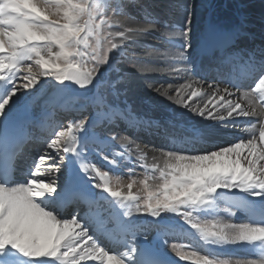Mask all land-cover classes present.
Returning <instances> with one entry per match:
<instances>
[{"label": "snow or ice", "instance_id": "1", "mask_svg": "<svg viewBox=\"0 0 264 264\" xmlns=\"http://www.w3.org/2000/svg\"><path fill=\"white\" fill-rule=\"evenodd\" d=\"M200 7L0 0V264H264V12L257 34L244 3L205 21ZM152 73L187 82L157 85ZM139 87L195 122L145 117L129 103ZM229 127L242 135L204 147ZM139 133L165 142L151 162ZM125 168L127 183L113 175ZM177 237L188 242L170 243ZM229 248L251 258L233 260Z\"/></svg>", "mask_w": 264, "mask_h": 264}, {"label": "bare ground", "instance_id": "2", "mask_svg": "<svg viewBox=\"0 0 264 264\" xmlns=\"http://www.w3.org/2000/svg\"><path fill=\"white\" fill-rule=\"evenodd\" d=\"M207 4H211L212 8H210L208 11H204V13L202 14V16H200L201 21H205L207 20L213 12H215V14L220 17V18H224V17H228L231 16L234 11H232L230 9V6L228 5L227 7H225V3H220L217 0H206ZM240 2L244 3L245 5H248V12H249V18L251 20V27L253 29H255L256 31L259 30L260 28L258 27V23L259 21L257 19H259L258 16V11L260 12L259 6L256 3L255 6L251 7V4L253 3L252 1H255L259 3L260 0H239ZM227 5V4H226ZM260 5V4H259ZM262 6V4H261ZM259 9V10H258ZM263 11H261L260 13H262ZM260 16V15H259ZM132 26H135L134 24H132ZM146 42L148 44H154L155 46L159 45L160 41L156 40V39H152L149 38L145 39ZM145 40H143L142 42H144ZM138 56H143V52L142 53H137ZM208 61H205V66H208ZM239 71H241L243 73V69L242 67L239 69ZM210 75V76H209ZM215 76V71L214 70H209L208 71V81L207 82H211V79ZM147 80L149 82H155L157 83V85L163 84L164 86H167V84L171 83L174 84L175 86H179L182 83H186L187 80L186 79H182L179 77H169L166 74L163 73H152V74H148L147 75ZM194 88H198L201 90H207V85L206 84H194L193 85ZM244 88H242L240 91H247V90H243ZM175 94V93H173ZM235 97H233L234 99ZM206 98L203 99H198V98H193L192 102L189 103H193L194 106H203L204 100ZM139 101H143L144 102V106L141 105V107L139 108L137 104L139 103ZM243 103H247L246 101H242ZM129 103L135 108H139L142 109L140 110L141 113L143 112L144 114H147L150 118L158 121V122H163L169 119L175 120L178 124H191L195 122V119L191 116V114L185 110L182 106H178L176 105L173 101H168L166 100L164 97L162 96H158L157 94H155L154 92L147 90L143 87H139L137 88L132 95L130 96L129 99ZM137 107V108H136ZM138 110V109H137ZM36 112L34 114H32V119L36 118L38 114H40V112L38 110H35ZM147 116V117H148ZM246 119V118H245ZM40 124L37 123V125ZM29 127V126H28ZM37 127H35L36 129ZM28 130V129H27ZM239 135H242V133L239 130H234L231 127L223 129L222 131H220L218 133V135L216 136V138L211 141L209 143V145H225L226 142L228 141H234L235 138ZM137 136V135H136ZM136 136L133 137V139L135 140V144H136ZM150 136V135H149ZM138 137V136H137ZM150 140H152L151 144H147L145 147L143 148L142 151H147L149 154V162H151V155L153 154V152L155 151V149L161 147L164 145V140L160 137L157 136H150ZM175 138V137H172ZM148 139H146L145 141H147ZM149 140V141H150ZM147 141V142H149ZM162 141V144H160L159 146L155 145L158 144L159 142ZM155 142V144L153 143ZM153 143V144H152ZM205 147V146H204ZM32 145L27 146L24 149L23 154L21 155V159L18 162L19 167L22 169V171L20 172V178H23V176L26 174V170L29 167V165L31 164L33 155H34V149L31 150ZM141 149V147H139ZM137 159H138V154H137ZM105 170H107V166H103ZM126 170V168L121 171V172H117V173H113V174H117L120 175L122 174L124 171ZM240 215V220L244 219V214H239ZM240 220H237L236 222H240ZM226 250V249H225ZM231 250V249H228ZM242 254H244L243 252H241ZM239 255V254H238ZM237 255V256H238ZM246 255V254H245ZM244 258H246V256H242ZM240 258V259H244V258ZM251 258V257H249ZM233 259V258H232ZM236 259V258H234ZM233 259V260H234Z\"/></svg>", "mask_w": 264, "mask_h": 264}, {"label": "rangeland", "instance_id": "3", "mask_svg": "<svg viewBox=\"0 0 264 264\" xmlns=\"http://www.w3.org/2000/svg\"><path fill=\"white\" fill-rule=\"evenodd\" d=\"M218 2H220V3H225V7H227L228 5L230 6V9L232 10V11H235V5L237 4V3H242V2H240L239 0H217ZM157 2L158 3H167L168 2V0H157ZM253 3L251 4V7L253 6H255V4L257 3L258 4V6H259V9H260V12L261 11H263L264 12V4H262L261 3V0L259 1V3H258V1L257 2H255V1H252ZM197 3H199V4H201V7H200V9H199V11H200V16H202V14L204 13V11H205V5L207 4V1L206 0H197ZM227 4V5H226ZM260 4V5H259ZM261 4H262V6H261ZM258 9V10H259ZM259 11L257 12L258 13V18L259 19H257L258 21H259V23H258V27L260 28V18H261V14L262 13H260ZM260 15V16H259ZM168 19H171V20H173V21H176V20H178L179 19V17L178 16H170V17H168ZM129 26H132V23L131 22H128V23H125L124 24V27H129ZM117 30H122L118 25H113L111 28H109V29H107V31H111V32H115V31H117ZM107 31L105 32V35H107ZM257 32V34L259 33V30H257L256 31ZM149 38H151V37H149ZM109 39H111V37H109ZM145 39H148V37L147 38H143L142 39V41L143 40H145ZM115 42H119L118 40H116ZM150 46H155L154 44H149ZM143 51H138L137 53H142ZM209 64V63H208ZM210 76V75H209ZM138 102L139 103H137V104H140V105H138V107L140 108L141 107V105H143L144 104V102L143 101H139L138 100ZM144 106V105H143ZM137 108V107H136ZM139 108H137L136 109V111L137 112H139V113H141V111L140 110H142V109H139ZM143 111V110H142ZM36 111H34L33 112V114L35 113ZM142 114H144L143 112H142ZM145 115V117H147L148 115L147 114H144ZM149 117V116H148ZM34 119H37V121H35L36 122V124H37V122L38 121H40V122H42V124L40 125V126H43V124H44V121H43V118H42V116H41V114H38L37 115V117L36 118H34ZM33 127H35V126H33ZM33 127L32 126H30L29 127V133L30 134H32L33 135V137H38V136H41L43 133H42V131H41V127H37V129H34V132H33ZM123 134V133H122ZM138 136V137H137ZM136 136V144L135 145H138L139 147H141V150L143 149V148H146L145 146L147 145V144H151V142H152V140H150L151 138H150V136L149 135H147V134H144V133H139L138 135ZM143 136V137H142ZM146 139H148L147 141H149V142H147V141H145ZM230 142H234V141H228V142H226L225 143V145L227 144V143H230ZM154 144H155V142H153ZM152 143V144H153ZM160 144H162V141L161 142H159L158 144H155V145H157V146H159ZM205 147H212L211 145H209V144H206V145H204ZM224 146V145H223ZM34 148H33V146H32V148H31V150H33ZM138 169H134V171H135V173H136V175H135V178L137 179V180H139V179H142L143 178V176H144V170H143V168L142 167H138V165L136 166ZM126 172H127V169L122 173V174H120L119 176H121V179H122V181L124 182V183H127L128 182V180H129V176L126 174ZM113 175H117V174H113ZM136 187H139V185H137ZM134 190H135V188H134ZM181 239H184L183 241H181ZM188 241H187V239L186 238H179V237H177L176 239H174V240H170V243H176L177 245H179V244H185V243H187ZM232 249V248H231ZM186 251H191V250H193V249H185ZM233 250H235V249H233ZM237 250V249H236ZM238 252H241L240 250H237ZM243 252V251H242ZM242 258H244V257H242ZM246 258H249V256L248 257H246ZM234 259V258H233ZM240 258H236V259H234V260H239Z\"/></svg>", "mask_w": 264, "mask_h": 264}]
</instances>
